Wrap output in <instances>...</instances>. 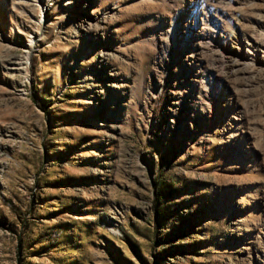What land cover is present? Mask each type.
I'll list each match as a JSON object with an SVG mask.
<instances>
[{
    "label": "rangeland",
    "instance_id": "rangeland-1",
    "mask_svg": "<svg viewBox=\"0 0 264 264\" xmlns=\"http://www.w3.org/2000/svg\"><path fill=\"white\" fill-rule=\"evenodd\" d=\"M0 264H264V0H0Z\"/></svg>",
    "mask_w": 264,
    "mask_h": 264
},
{
    "label": "bare ground",
    "instance_id": "bare-ground-1",
    "mask_svg": "<svg viewBox=\"0 0 264 264\" xmlns=\"http://www.w3.org/2000/svg\"><path fill=\"white\" fill-rule=\"evenodd\" d=\"M206 17H207V15H206ZM209 19V18H208ZM204 30V29H203Z\"/></svg>",
    "mask_w": 264,
    "mask_h": 264
}]
</instances>
